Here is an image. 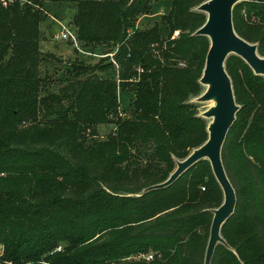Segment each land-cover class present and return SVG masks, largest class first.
Here are the masks:
<instances>
[{"label": "trees", "instance_id": "obj_1", "mask_svg": "<svg viewBox=\"0 0 264 264\" xmlns=\"http://www.w3.org/2000/svg\"><path fill=\"white\" fill-rule=\"evenodd\" d=\"M205 1L0 0V264H204L224 200L210 161L143 191L209 137L193 101L210 47L195 34ZM50 2L75 6L79 41L116 48L56 91L41 75ZM162 2L163 25L138 28ZM233 23L264 56V2L236 4ZM226 70L240 109L222 159L237 203L211 264H264V76L235 54ZM121 88L133 91L126 117ZM102 124L114 128L101 136Z\"/></svg>", "mask_w": 264, "mask_h": 264}, {"label": "water", "instance_id": "obj_2", "mask_svg": "<svg viewBox=\"0 0 264 264\" xmlns=\"http://www.w3.org/2000/svg\"><path fill=\"white\" fill-rule=\"evenodd\" d=\"M242 1L264 2V0H208L198 10L207 14L206 23L196 31V35L207 36L210 47L200 83L205 90L197 98L198 102L213 104L200 115L209 119L208 140L195 148L185 159L177 161V167L164 182L154 184L144 193L173 184L185 171L197 162L207 159L219 182L224 200L214 209L210 237L204 264H211L219 243L227 244L221 234L222 226L234 213L237 194L227 174L222 159V149L229 130L236 121L240 105L236 102L231 77L226 70V61L232 54L240 56L257 75L264 76V56L258 52V45L241 37L234 28L233 10Z\"/></svg>", "mask_w": 264, "mask_h": 264}, {"label": "rangeland", "instance_id": "obj_3", "mask_svg": "<svg viewBox=\"0 0 264 264\" xmlns=\"http://www.w3.org/2000/svg\"><path fill=\"white\" fill-rule=\"evenodd\" d=\"M166 6L164 2L155 4L150 14L140 17L137 23L138 28L151 27L157 22L163 25L162 16L167 12ZM45 9L47 16L41 24V32L43 34L41 42L43 59L41 62V75L46 80V90L56 91L67 80L74 79L76 76L86 77L88 73L76 74L79 67L95 66L96 64H104L109 60H113L116 48L112 44L88 46L77 39L76 29L73 24L75 6L62 2H50L46 4ZM63 25L75 35V40L72 37L68 40L59 39L58 36L62 31ZM178 36L179 31L174 33V37ZM202 87L204 92L205 86L202 85ZM132 95L133 91L129 88H121L119 91L120 107L124 117L129 115L127 105ZM193 101L198 104V109L201 113L213 104L212 101L198 102L197 98H194ZM113 128V124L100 125L101 136L107 135ZM3 249V245H0V255L3 253Z\"/></svg>", "mask_w": 264, "mask_h": 264}, {"label": "built area", "instance_id": "obj_4", "mask_svg": "<svg viewBox=\"0 0 264 264\" xmlns=\"http://www.w3.org/2000/svg\"><path fill=\"white\" fill-rule=\"evenodd\" d=\"M59 39L62 40H68L69 38H73L75 40V35L65 26H62V31L59 34ZM184 65V64H182ZM61 247L58 248V250H60ZM136 259H145V260H152L154 258V255L152 253L149 254H138L137 256H135Z\"/></svg>", "mask_w": 264, "mask_h": 264}]
</instances>
